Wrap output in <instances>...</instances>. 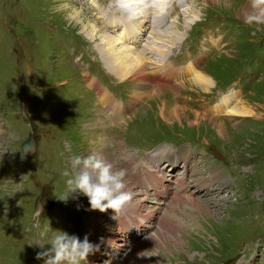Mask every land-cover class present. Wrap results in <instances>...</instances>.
<instances>
[{"label":"rangeland","instance_id":"374dc122","mask_svg":"<svg viewBox=\"0 0 264 264\" xmlns=\"http://www.w3.org/2000/svg\"><path fill=\"white\" fill-rule=\"evenodd\" d=\"M100 1L101 9L107 12L101 23H97V10L86 1L82 5L74 0H0L1 264H21L22 261H26L25 264H40L35 260L37 252L28 254L35 242L25 244L21 241V233L26 228L36 232L31 217L41 184L58 198L56 213L39 222L41 228L51 225L52 235L60 230L77 236V226L82 219L76 221L71 208L87 209L83 215L88 213L89 220L103 223L105 229L114 226L110 219L112 214L95 217L91 213L93 210L86 196L79 195L72 200L73 194H70L66 200L60 198L66 193L67 177L62 172L65 169L74 171L71 165L73 156L95 153L119 168H124V165L134 167L135 163L130 160L136 152L145 153L181 144L185 148V143L191 149L197 148V152L208 161L220 163L224 175L209 179L211 185L200 190L195 185L202 182L194 181L191 183L192 196H174L171 201L153 207L150 212L151 206L146 208L147 201L140 206L141 194L138 193L143 192V188L133 180L131 170L127 171L125 179L128 182L125 181V184L133 194L128 209L130 213H133L132 210L138 213L132 220V233L137 236L128 241L118 240L119 249L106 250L110 252L107 256L101 254L93 262L108 264L111 258V264H264V29L256 31L243 23L242 8L248 5L249 0H232L231 8L212 4L203 7V0H187L189 4L184 5L183 10L175 9L173 17L179 18L182 30L189 19L187 12L193 6L201 7L203 13L191 26L189 40L184 43L176 41L167 48L169 52L172 50L170 53L177 58V63L184 64L189 60L185 57L190 56L185 44L194 49L191 57L195 60L201 53L202 43L207 52L197 63L202 72L212 77L214 88L208 92L200 91L190 84L194 81L193 76L183 80L182 74L188 64L180 67L174 64L176 71H180L179 81L174 85L172 82L164 84L169 89L157 97L152 95L147 102L144 101L146 98L133 102L125 122L115 117L114 120L101 119L103 106L96 92L87 85L85 76L96 78L105 87L108 86L107 76L111 81L118 78L104 68L110 71L107 60L96 46L99 41L96 43L89 39L79 25L70 21L68 13L62 11L64 6L77 8L85 18L109 34V29L104 26L112 20L114 10L104 9L105 0ZM91 2L99 8L97 0ZM165 2L164 8L169 0ZM184 11L186 14L181 13ZM173 23L171 21L168 27ZM209 26L218 28L225 40L220 48L214 49L205 41L208 33L215 31L216 34L217 29L206 30L201 42L200 30ZM159 66L167 77L165 66ZM149 68L153 69L152 66ZM150 71L148 69L151 76ZM150 79L156 81L158 77L151 76ZM115 80L112 82L120 86H115L118 93H113L122 99H129L132 90L143 82L136 77L124 82ZM160 85L153 84L154 93ZM233 89L241 91L247 108H252L256 115L229 117V120L228 115H217L227 128L223 133L207 120L189 125L188 121L196 119L194 113L210 117L203 111L207 114L213 112L205 107L216 99L218 90ZM174 92L179 95L176 99ZM136 94L140 96L138 91ZM181 95L187 105H183ZM164 101L167 103L163 104ZM175 101L186 109L183 115L187 118H182L181 123L169 118L165 120L161 115V108L177 103ZM240 104L238 102L235 107ZM226 112L232 115L231 111ZM31 128L32 131L45 133L39 144L44 156L30 163L33 168L36 167L33 181L28 172H21L23 164L18 156H11L12 152H18L20 139ZM138 160L142 161V157ZM202 160L197 165L201 173L194 174L192 179L206 176L210 170L212 165ZM12 161L14 167L11 166ZM15 167L21 172L19 176ZM117 167L114 169H119ZM194 169L190 162L187 170L193 172ZM202 169L206 172L203 173ZM190 198L196 201L186 200ZM169 212L178 216H167ZM148 214L152 219H148ZM141 216L152 224L144 233L135 227L142 221ZM86 220L87 225L93 222ZM16 237L17 243L9 247ZM33 239L38 241L36 237ZM40 244L45 248L44 242Z\"/></svg>","mask_w":264,"mask_h":264},{"label":"bare ground","instance_id":"6f19581e","mask_svg":"<svg viewBox=\"0 0 264 264\" xmlns=\"http://www.w3.org/2000/svg\"><path fill=\"white\" fill-rule=\"evenodd\" d=\"M74 1L76 2L79 1V3L82 5H84L85 1L91 4V6L97 10V14H95V16L98 17L96 19L97 23H101L104 16L106 15L105 13L107 12V10H102L101 9L102 5L100 3L98 4L96 2L100 8L99 9L97 6L92 5L91 0L90 1L74 0ZM120 1H122L125 4H132L133 11L138 13V15L130 19H125L121 15H119L116 9H113L114 12H113L112 20L104 26L105 29L106 28L109 29L108 31L109 34L105 32L107 35L97 27L98 25L96 23H93L89 19L85 18L81 10L77 8L71 9L68 6H64L62 8V11L68 13V17L70 21L76 25H79L82 28L83 33L86 34L89 39L91 38L96 43L97 40L99 41L96 46L102 53V56L104 55V58L107 60L110 72L113 75L117 76L119 81H124L125 79L132 77H136L137 80H143V82H140L138 84L140 85V87H138L139 89L138 88L135 89L134 94H132V96L135 95L136 98L137 97L136 91H138V93L142 97H147L148 95L149 96L154 95L153 97H157L159 96V94L165 93V91L169 89L166 86H164V84H168V83L171 84L172 82L174 85L175 83H177V81H179L178 76L180 71H176L174 63L170 61V58L168 56V52H169L168 48L171 47L174 43H176V41L177 43L182 42L183 40L182 37L185 35V32H187L186 30H188L191 27V25L194 24V22L199 19L198 17L203 12L200 10L201 7L199 6L197 7L193 6V8L192 7L188 8V10L191 8L192 9L187 12V18L189 17V19L186 20L185 23L186 26L184 30H182L181 29L182 26L180 25V20L178 17L177 18L172 17L169 22L164 21L167 15L174 12V11H168L167 9V7L170 4H172L171 5L172 8L175 7V4H173L175 3L174 1L169 0L165 8H164V4L166 3L165 2L166 0L165 1L154 0L153 6H150L149 0H120ZM208 4L216 5L219 7L223 6L226 8H231L232 0H203V7H207ZM160 9H165V12L160 13L159 12ZM245 9L246 6L242 8L243 12L245 11ZM185 12L186 11L181 13L184 14ZM181 13H179L177 16H179ZM151 16L155 17L156 19L151 18ZM181 17L182 15L180 16V18ZM171 21L172 22L174 21V23L170 27H168L171 24ZM162 36H166V37L162 38ZM211 42L215 43L216 41L213 40L212 38ZM196 61L197 60L185 66V70L183 71L182 74L183 80H188L187 79L188 76H193L194 81L193 82L190 81L191 82L190 84L196 86L202 92L205 91L208 92L210 89L214 88V84L212 81L213 79L208 74L196 69L195 66ZM161 64L165 66L167 77H164L162 69L159 66ZM150 66H152L153 69L149 68ZM148 69L151 70L150 72L152 73L151 75L152 77L154 76L158 77L156 81L150 79L151 76L149 75ZM154 83L157 85L161 84L155 93L153 91ZM184 85H181V88L184 87ZM100 97L104 103H106L107 101L109 107L113 111H118L121 109L119 103H114L112 101V97L108 95V93L104 94L103 90ZM178 97L179 95L176 94V92H174V98L176 99ZM182 98L184 99V96H182ZM238 98L240 99L237 100ZM218 100L219 101L213 107L212 109L213 112L211 114H207L205 110L203 111L205 115H208L210 117L194 113L196 119L195 121H188L189 125H194V124L198 125L201 120L202 121L207 120L212 122L215 128L220 131V133H223L224 131H226L227 128L224 123L218 120V118L220 119V117H218L217 115H223V116L228 115L227 118L228 120L229 117H236V116L246 117V116L256 115V113L253 111L252 108H247V105L245 104L244 99H242L241 94L237 96L236 93H231V94L224 93L218 97ZM175 102L177 103H171L170 105L161 108L162 109L161 115L165 120L169 118L172 119V121L176 120L177 122L181 123L182 118L183 119L187 118L185 115H183L186 109L180 106L182 104L179 101H175ZM238 102H241L240 106L235 107V104L238 105ZM165 103L167 102L164 101L163 104ZM183 105H187V104L184 102ZM227 110L231 111V114L235 116L230 115V113L226 112ZM211 116H215V117H211ZM161 154L168 155L169 151H163L159 153L158 149H155L151 155L144 154V158L151 159L152 157H155L157 162L158 161L157 158ZM110 159H112L111 156ZM111 162L113 163V160ZM113 165L115 166V167L113 166L114 168L117 167L115 163H113ZM141 176H142V171L140 169L136 174V177H141ZM160 176L161 178H163L165 177V174L161 172ZM214 178L215 176L213 175L212 179ZM125 181L127 183L128 179L126 178ZM209 184H211V181L204 180L201 184H196V187H201L202 185H209ZM126 190L129 191L128 184ZM186 194H184L183 196H186ZM188 194L191 195L190 193ZM186 200L196 201L195 198H190ZM143 203H145V201H142L141 204ZM171 214H175V213L169 212L167 213V216H170ZM148 237L149 236L146 237V240ZM96 251L98 252V254L100 253L99 250ZM93 256H96V254L93 253ZM97 258L98 256H96V259ZM108 264H111V258L109 259Z\"/></svg>","mask_w":264,"mask_h":264},{"label":"clouds","instance_id":"9594fccd","mask_svg":"<svg viewBox=\"0 0 264 264\" xmlns=\"http://www.w3.org/2000/svg\"><path fill=\"white\" fill-rule=\"evenodd\" d=\"M242 19L246 26L254 27L256 31L264 29V0H249ZM71 165L74 171L65 169L62 172L67 179L66 193L61 199L79 193L88 198L91 210L105 212L111 209L116 215L131 201L133 194L126 190L125 184L126 169H114L111 163L95 153L75 155ZM47 245L50 247L44 249L40 244L42 250L36 254V259L43 260L44 264H88V256L98 250L87 235L81 240L60 230L48 239Z\"/></svg>","mask_w":264,"mask_h":264},{"label":"crops","instance_id":"0c3cea01","mask_svg":"<svg viewBox=\"0 0 264 264\" xmlns=\"http://www.w3.org/2000/svg\"><path fill=\"white\" fill-rule=\"evenodd\" d=\"M179 105V104H178Z\"/></svg>","mask_w":264,"mask_h":264}]
</instances>
